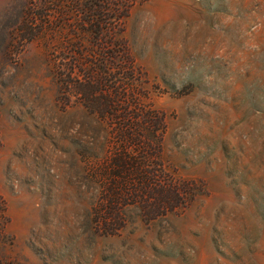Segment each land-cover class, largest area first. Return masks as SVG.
<instances>
[{"label":"rangeland","instance_id":"1","mask_svg":"<svg viewBox=\"0 0 264 264\" xmlns=\"http://www.w3.org/2000/svg\"><path fill=\"white\" fill-rule=\"evenodd\" d=\"M35 2L0 0V264H264V0H66L17 29ZM87 3L128 16L100 39ZM128 127L189 201L147 221L121 194L120 225Z\"/></svg>","mask_w":264,"mask_h":264},{"label":"trees","instance_id":"2","mask_svg":"<svg viewBox=\"0 0 264 264\" xmlns=\"http://www.w3.org/2000/svg\"><path fill=\"white\" fill-rule=\"evenodd\" d=\"M63 1L66 0H36L34 7H41V11L36 14V16L38 19L42 20V23L30 24L25 21L19 23L16 28L21 31H29L31 33L40 32L46 26V12ZM122 6L126 7V3H122ZM92 7L93 4L87 3V9L83 12L86 15V22L91 26L92 31L95 32L100 39L104 37L102 33L103 25H105L108 31H114L116 30V25L119 24L117 21L121 22L122 19H125L128 16L127 7L121 11L120 16L116 19L108 17L103 12V6H100V9H94ZM127 57L129 56L127 55ZM98 111L102 116H107V112L105 110ZM112 116L116 115L112 114ZM147 123L154 125V122L150 118H147ZM158 125V121L156 120L154 127H157ZM136 136L139 137V135H136L130 127H128L127 130L122 131L120 139L123 143V149L114 156L112 161L111 168H113V180L109 186V197L107 198V202L110 204L109 210L111 215L116 216L120 225H123V219L120 216V212L117 211L116 205L117 199L121 194L125 197H135L136 199H140V201H142L144 210L143 217L147 221L163 216L170 211H174L177 207L185 205L189 201L181 194L183 189H186V192L189 191V185L188 187H183L181 185L178 187L170 182L164 183L158 170L155 172L148 171L149 166L146 164L147 158L145 156L144 158H134L129 154L128 148L130 147H137L138 150L142 149V142L140 141L141 136L139 137L140 139L136 138ZM158 152H160V148L156 146L154 153L157 154ZM132 174L136 176L138 181L137 186H131L132 184L126 181L127 179H130L129 177ZM120 190L122 191L121 193L118 192ZM152 198H154L156 203H152ZM152 205H156L154 209L149 207Z\"/></svg>","mask_w":264,"mask_h":264}]
</instances>
